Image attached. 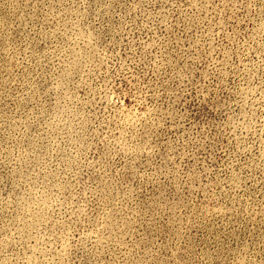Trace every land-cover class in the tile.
<instances>
[{"label":"rangeland","instance_id":"374dc122","mask_svg":"<svg viewBox=\"0 0 264 264\" xmlns=\"http://www.w3.org/2000/svg\"><path fill=\"white\" fill-rule=\"evenodd\" d=\"M0 264H264V0H0Z\"/></svg>","mask_w":264,"mask_h":264}]
</instances>
